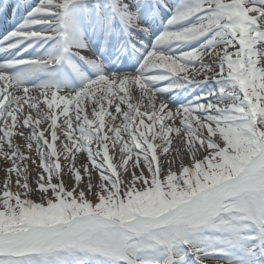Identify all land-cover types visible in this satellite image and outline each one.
<instances>
[{"label":"snow or ice","instance_id":"1","mask_svg":"<svg viewBox=\"0 0 264 264\" xmlns=\"http://www.w3.org/2000/svg\"><path fill=\"white\" fill-rule=\"evenodd\" d=\"M0 37V264H264V0H3Z\"/></svg>","mask_w":264,"mask_h":264},{"label":"bare ground","instance_id":"2","mask_svg":"<svg viewBox=\"0 0 264 264\" xmlns=\"http://www.w3.org/2000/svg\"><path fill=\"white\" fill-rule=\"evenodd\" d=\"M8 17L10 18L9 22L7 23L8 26H9L8 27L9 31H11L13 28H15L17 26V24L22 22L21 18L19 16L15 15L11 8L8 9ZM0 39H2V37H0ZM0 178H2V173H0Z\"/></svg>","mask_w":264,"mask_h":264}]
</instances>
